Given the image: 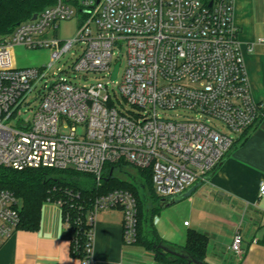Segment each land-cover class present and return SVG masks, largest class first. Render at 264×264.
I'll list each match as a JSON object with an SVG mask.
<instances>
[{
  "label": "built area",
  "instance_id": "1",
  "mask_svg": "<svg viewBox=\"0 0 264 264\" xmlns=\"http://www.w3.org/2000/svg\"><path fill=\"white\" fill-rule=\"evenodd\" d=\"M210 3L56 0L35 19L18 23L0 39V165L74 169L92 175L99 185L104 164L123 159L136 168L149 167L161 197L182 195L205 179L232 148L233 135L256 122L261 106L249 89L232 19L234 0ZM77 13L85 19L76 37L58 39V24ZM78 41L85 46L70 71L102 73L105 81L80 86L57 72L49 76ZM15 46L46 49L49 62L15 66ZM121 50L125 67L110 88L117 78H111L113 66L121 63L114 55ZM34 99L39 104L31 108ZM169 111L188 115L177 119L181 114L167 116ZM20 208L19 198L0 190V248L18 229ZM110 208L122 211L124 243H135L132 192L99 195L87 215L81 264H95L94 222L99 211ZM69 224L67 215L63 226ZM230 250L244 252L240 233Z\"/></svg>",
  "mask_w": 264,
  "mask_h": 264
},
{
  "label": "crops",
  "instance_id": "2",
  "mask_svg": "<svg viewBox=\"0 0 264 264\" xmlns=\"http://www.w3.org/2000/svg\"><path fill=\"white\" fill-rule=\"evenodd\" d=\"M232 19L252 98L264 105V0H234ZM19 50L23 47L12 48L13 61ZM233 136L237 141L218 166L182 198L164 205L151 224L175 245L185 244L189 230L206 235L208 264H264V119ZM116 209H103L96 216L95 264H160L154 251L124 243L123 214ZM63 230L61 207L45 202L36 229H17L2 244L0 264H81ZM236 233L244 248L239 255L230 250Z\"/></svg>",
  "mask_w": 264,
  "mask_h": 264
},
{
  "label": "trees",
  "instance_id": "3",
  "mask_svg": "<svg viewBox=\"0 0 264 264\" xmlns=\"http://www.w3.org/2000/svg\"><path fill=\"white\" fill-rule=\"evenodd\" d=\"M55 1L0 0V39L8 37L18 23L29 20L32 15L51 6ZM210 1L201 0L204 5ZM259 112L256 122L241 133L247 132L264 119L263 104ZM236 141L237 139L234 140L233 146ZM131 166L123 159L115 163H105L100 184L97 185L92 175L74 169L42 167L17 170L0 165V190H8L21 200L18 229H36L42 205L45 202L61 203L62 221L64 222L67 215L70 220L69 227H64L63 236L70 240L73 255L82 258L84 234L89 228L87 215L95 198L116 189H126L132 192L137 202V235L133 244L154 251L155 259L160 264L194 263H188L186 259L163 252L158 247L159 244L184 251L198 264H208L205 261L208 245L206 235L189 230L185 244L180 246L163 240L157 234L151 224V218L173 197H161L156 194L149 167L137 168V175L134 176L126 171ZM116 173L123 174L128 180H120ZM186 192L175 197L182 198Z\"/></svg>",
  "mask_w": 264,
  "mask_h": 264
},
{
  "label": "rangeland",
  "instance_id": "4",
  "mask_svg": "<svg viewBox=\"0 0 264 264\" xmlns=\"http://www.w3.org/2000/svg\"><path fill=\"white\" fill-rule=\"evenodd\" d=\"M85 17L84 15H81L77 13L73 18L70 20L61 21L58 24V28L55 30V36L60 40L65 39H73L76 37L78 27L81 25V23L84 21ZM85 43L83 41H78L76 44L73 45V47L67 51L62 58L54 63L53 67L48 71L49 76L53 72H57L59 75L63 77H67L69 80H71L73 83L77 85H89L91 83L96 82L97 80H103L105 81L106 78L103 77L102 73H78L74 75L70 71L71 65L76 61V59L81 55L83 49H84ZM25 48H23L24 50ZM19 50L16 52V60L13 61V64L18 67H35V66H41L46 65L49 62L50 54L49 51L46 49H34V50H28L25 49ZM27 50V51H26ZM123 50L119 52V54L114 55V62L115 61H121L117 78L113 81V83H109V87L112 88L116 86V83L120 81L121 75L123 73L124 67H125V56L122 54ZM32 97H36L35 93L32 95ZM39 100L34 99L31 108H34V106H38ZM121 108V107H120ZM33 113V111H30L29 116ZM176 113L181 114L178 116L177 119H180L183 117V115H188L186 113H182V111H169L167 112V116H174ZM165 114V116H166ZM28 116V117H29ZM221 124L220 122H218ZM223 130L227 131V129ZM137 168L136 167H129L126 169L130 174L136 176L137 175ZM116 176L120 180L127 179L126 176L123 174L116 173ZM20 200V199H19ZM20 202V201H19ZM117 210V209H116Z\"/></svg>",
  "mask_w": 264,
  "mask_h": 264
},
{
  "label": "water",
  "instance_id": "5",
  "mask_svg": "<svg viewBox=\"0 0 264 264\" xmlns=\"http://www.w3.org/2000/svg\"><path fill=\"white\" fill-rule=\"evenodd\" d=\"M209 5H211V3H209ZM36 17V14L32 15L31 19H35ZM119 66H120V63L117 62L114 64L113 66V70H112V75H111V78L112 80H114L117 76V73H118V70H119ZM180 197H173V198H170L169 200V203H173L175 202V200L179 199ZM168 203V204H169ZM163 252H166V253H169L173 256H176V257H180V258H183V259H186L188 261V263H191L193 262L194 264H198V262L196 260H194L190 255H188L187 253H185L184 251L182 250H175V249H172L166 245H163V244H159L158 246Z\"/></svg>",
  "mask_w": 264,
  "mask_h": 264
}]
</instances>
